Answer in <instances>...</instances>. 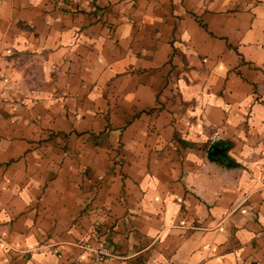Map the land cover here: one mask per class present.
Segmentation results:
<instances>
[{
  "label": "crops",
  "instance_id": "crops-1",
  "mask_svg": "<svg viewBox=\"0 0 264 264\" xmlns=\"http://www.w3.org/2000/svg\"><path fill=\"white\" fill-rule=\"evenodd\" d=\"M100 246L264 264V0H0V264Z\"/></svg>",
  "mask_w": 264,
  "mask_h": 264
},
{
  "label": "built area",
  "instance_id": "built-area-1",
  "mask_svg": "<svg viewBox=\"0 0 264 264\" xmlns=\"http://www.w3.org/2000/svg\"><path fill=\"white\" fill-rule=\"evenodd\" d=\"M218 135H213L212 140H218ZM104 255L103 254V249L100 246L99 249H97L96 251H93V256H94V263L95 264H99V262L101 261V256Z\"/></svg>",
  "mask_w": 264,
  "mask_h": 264
}]
</instances>
